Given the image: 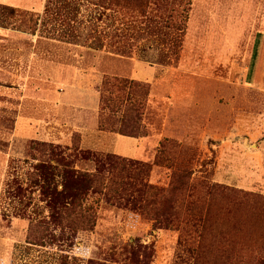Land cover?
<instances>
[{
	"label": "rangeland",
	"instance_id": "374dc122",
	"mask_svg": "<svg viewBox=\"0 0 264 264\" xmlns=\"http://www.w3.org/2000/svg\"><path fill=\"white\" fill-rule=\"evenodd\" d=\"M0 264H264V0H0Z\"/></svg>",
	"mask_w": 264,
	"mask_h": 264
},
{
	"label": "trees",
	"instance_id": "16d2710c",
	"mask_svg": "<svg viewBox=\"0 0 264 264\" xmlns=\"http://www.w3.org/2000/svg\"><path fill=\"white\" fill-rule=\"evenodd\" d=\"M116 133L122 137H130V138H137L139 136L138 130H130V131H123L118 130ZM191 173H180L176 176L174 184L171 188V193L168 199L164 202V205H167V202H169L175 195L181 193L187 186V180L190 177Z\"/></svg>",
	"mask_w": 264,
	"mask_h": 264
}]
</instances>
